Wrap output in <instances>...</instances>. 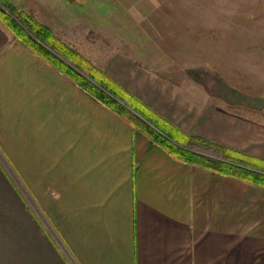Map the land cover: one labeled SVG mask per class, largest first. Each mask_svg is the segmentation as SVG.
Returning <instances> with one entry per match:
<instances>
[{
	"label": "crops",
	"instance_id": "1",
	"mask_svg": "<svg viewBox=\"0 0 264 264\" xmlns=\"http://www.w3.org/2000/svg\"><path fill=\"white\" fill-rule=\"evenodd\" d=\"M123 66L185 135L264 160ZM0 264H264V186L171 155L0 24Z\"/></svg>",
	"mask_w": 264,
	"mask_h": 264
},
{
	"label": "rangeland",
	"instance_id": "2",
	"mask_svg": "<svg viewBox=\"0 0 264 264\" xmlns=\"http://www.w3.org/2000/svg\"><path fill=\"white\" fill-rule=\"evenodd\" d=\"M4 1L15 11L8 13L19 18L24 27L22 18L37 29L43 28V37L51 42L45 48L61 61L65 58L57 50L67 54L72 67L79 64L83 69H77L79 73L93 84L90 72L85 71L97 70L95 77L103 81L102 86L95 84L97 88L138 130L150 137L163 136L159 128H164L174 136L170 141L174 146L197 154L195 159L199 162L208 159L229 164L230 159L236 158L252 164L246 167L239 161L238 166L264 174V166L258 165V161L242 159L252 156L239 152L231 157L225 153L228 147L223 142H199L197 138H201L187 134L184 139L175 130L165 128L164 123L156 121L159 128L152 125L129 106L122 94L128 91L144 102L152 114L165 119L134 93L138 77L123 64L139 68L150 94L155 92L153 85L161 86L178 99L195 104L191 105L193 111L200 112L203 118L214 113L210 110L215 108L216 133L227 126L223 124L226 120L231 122L229 131L234 141L247 139L250 150H261L258 146H264V0ZM0 24L3 25L1 21ZM93 62L112 73V79ZM162 90L156 96L163 104ZM138 109L149 115L143 107ZM175 109L177 118H182L186 110L183 104L180 102ZM206 129L210 132L208 126ZM239 135L245 138L238 139Z\"/></svg>",
	"mask_w": 264,
	"mask_h": 264
},
{
	"label": "trees",
	"instance_id": "3",
	"mask_svg": "<svg viewBox=\"0 0 264 264\" xmlns=\"http://www.w3.org/2000/svg\"><path fill=\"white\" fill-rule=\"evenodd\" d=\"M8 11L11 13H15V11L12 10L10 8V6L7 5V3L5 1L3 2V0H0V21L3 23V27H5L13 35L15 40H17L18 42L23 44L25 47L30 49L37 56L41 57L42 59H44L45 61L50 63L59 72H61L62 74H65L66 76L71 78L81 89H83V91H85L93 99L97 100L102 105H105L109 109H111V110L117 112L118 114L122 115L126 120H128L134 126V123L132 121H130L128 118H126L123 113H121L119 110L114 109V107L109 103L108 95L105 92L99 90V88H97L98 87L97 85L102 86V84H103L102 80H99L95 77V74H98L97 70H94V71H96L95 73H93L92 71H88V70L85 71L86 73L90 72L91 80L95 84L97 83V85H95V84L91 83L86 77L82 76V74L79 73V71L77 69H79V70L82 69V67L79 64L74 63L75 68L72 67V65H73V63H71L72 60L67 54H63L62 52H60V50H57V52L61 53L63 55V57L65 58L64 61H61V59H59L55 54L51 53L50 51H48L45 48L47 44L51 45V42L48 41L45 37H43V35H42L43 34V28L37 29V28H35V24L30 23L26 19L22 18L23 24L27 28L26 29L22 25V23L19 21L20 19L14 18L11 14L8 13ZM30 31H32V32H30ZM49 45H47V46H49ZM50 47H52V46H50ZM52 48H54V46ZM86 63H87V61L85 62V64ZM89 68H94V67L89 65ZM110 93L117 96L112 91H110ZM122 94H123V97L125 98V100L129 102V106L135 112H137L139 115L143 116L146 121H148L149 123H151L152 125H154L158 128H159V126L156 124V121H159L161 124L164 123L165 128H168L171 132H173L175 130V132H178V134L182 138L187 139V135H185L180 129H177L175 126L171 125V123H169V122L168 123L165 122L164 121L165 119L163 120L159 116H157V115L155 116L154 114H152V110L144 102H142L141 100H139L135 96L131 95V93H129L128 91L124 90ZM117 97L125 102V100L122 97H120V96H117ZM125 103H127V102H125ZM114 104H116V103L114 102ZM116 105H118V104H116ZM139 107H143L144 109H146L148 111L149 115L148 116L144 115V113L138 109ZM165 125H167V126H165ZM159 129H160V131H162L163 136H156V135L152 136V135H150L151 139L154 142H156L158 145H160L162 148H164L168 153L175 156L176 158H178L184 162L190 163V164H197V165L209 168V169H214L220 173L228 174L231 176H236V177H239L242 179L249 180L252 183L264 186V174L251 172L247 168L244 169V167L238 166L239 161H243V160L232 158V159H230V160H232V162L229 164H224V163L218 162L216 160L211 161L208 159L206 161L199 162L197 159H195L196 156H198L197 154L195 156V155H193L194 153H192V151L174 146L170 142V141H173L172 139H174V136L169 134L170 132H166V130L164 128H159ZM197 141L203 142V139L197 138ZM218 146H220V145H218ZM222 147L223 146H221V149H222ZM223 149H224V147H223ZM224 150H225V153L229 154V156H231V157L233 155H236L239 153L237 151H231V150H227V149H224ZM242 159L249 160V161L255 159L254 161H258V163H257L258 165L264 166V160L259 159V158L245 156ZM243 162H244V165L246 167H252V164H249L245 161H243ZM233 163H235V164H233Z\"/></svg>",
	"mask_w": 264,
	"mask_h": 264
}]
</instances>
